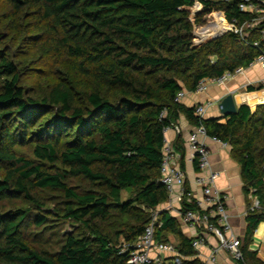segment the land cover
Segmentation results:
<instances>
[{
  "label": "trees",
  "instance_id": "16d2710c",
  "mask_svg": "<svg viewBox=\"0 0 264 264\" xmlns=\"http://www.w3.org/2000/svg\"><path fill=\"white\" fill-rule=\"evenodd\" d=\"M4 1L33 24L32 39L53 34L68 55L81 58L82 71L97 84L80 103L61 82L35 95L22 84L14 43L5 41L0 28V264H128L151 211L167 199L160 181L164 131L181 114L230 147L245 197L259 202L251 210L247 201L245 259L264 264L247 250L264 222V103L253 110L241 104L233 115L204 118L195 113L197 105L176 100L180 90L194 91L203 78L248 67L264 50V19L245 36L227 31L195 40L196 26L215 20L240 26L254 15L239 9L242 0H203L198 11L191 9L193 0ZM220 30L214 23L205 35ZM27 144L33 145V159L20 152ZM48 189L62 194L60 206L47 207L36 197L37 190ZM123 192L129 195L122 198ZM19 198L37 212L6 207ZM48 216L75 225L54 251L33 245L28 237V228H44ZM157 220L156 241L174 237L181 255L195 254L175 217L159 210Z\"/></svg>",
  "mask_w": 264,
  "mask_h": 264
},
{
  "label": "built area",
  "instance_id": "2783aa9c",
  "mask_svg": "<svg viewBox=\"0 0 264 264\" xmlns=\"http://www.w3.org/2000/svg\"><path fill=\"white\" fill-rule=\"evenodd\" d=\"M203 0H193L197 5L198 11L202 8ZM238 7L241 11L254 15L251 19L245 21L238 26L235 23H228L225 20H215L211 23H226L223 33L233 31L241 36L247 35L246 30L252 29L258 20L264 19V0H242ZM222 33V34H223ZM260 35L264 40V28L260 29ZM258 46V41H254ZM258 64L263 75L260 84L264 86V50L260 51L251 61L250 65ZM243 67H237L233 71H225L222 75L214 78L201 79L193 92H202L210 82L222 83L235 74L243 72ZM186 90H180L176 95V100L181 101ZM210 105H197L195 113L200 117L204 116L205 109ZM175 130H179L178 124L175 122L172 126ZM208 137L203 125L194 126L189 132L186 143L188 159L196 162V176L194 182L203 195L204 205L197 200L191 199V194L186 186L185 172L179 164L180 156L174 151L172 144L164 140L162 147V158L160 165V181L167 191V199L170 203L174 198L177 204L173 210L180 215V222L193 231L191 237V247L194 250L199 249L206 243L208 236L212 235L216 239V245L211 247L207 259L202 264H216L219 251L228 253L232 260V264H248L244 251L242 239L234 233L230 224V214L226 206V196L217 187L216 179L218 172L213 170L209 160V149L203 142ZM213 140H216L212 138ZM218 141V140H217ZM184 202L194 203V207H185ZM259 202L256 197H251L250 209L257 208ZM159 210L151 212L149 223L145 226L142 235L134 243V248L128 256V264H187L185 256L181 255L174 243L158 242L155 240V228L159 226L157 213ZM156 252L152 255V252Z\"/></svg>",
  "mask_w": 264,
  "mask_h": 264
},
{
  "label": "crops",
  "instance_id": "0c3cea01",
  "mask_svg": "<svg viewBox=\"0 0 264 264\" xmlns=\"http://www.w3.org/2000/svg\"><path fill=\"white\" fill-rule=\"evenodd\" d=\"M262 75L263 72L261 68L255 63L244 68L242 73L235 74L222 83H208L205 90L202 92L186 90L181 102L188 107L210 102V105L205 109L203 117H219L222 115L218 110V103L227 94H231L237 107L241 104H246L253 110L256 105L264 103V86L260 84ZM248 87H253V89L248 90ZM223 120L224 119H222V121ZM176 123L179 126V130H175L173 127L166 128L164 131V140L170 142L174 151L179 154V164L181 160V150L178 147H182L184 163L183 170L185 172L186 186L191 194L190 197L193 200L200 201L204 205L203 195L194 182L196 168L193 161L188 159L189 150L187 148L186 139L194 125L189 123L183 114L179 116ZM203 142L209 149L211 167L218 172L216 185L226 196V206L230 214V224L232 229L244 243L246 226L245 215L247 201L249 202L250 195L245 197V194L243 193L240 166L231 157L230 147L228 145L221 141L213 140L211 137H205ZM169 200L170 203L168 200L160 203L157 206V210H164L171 216L175 217L180 224L182 233L191 238L193 231L180 222L179 213L173 210V208L177 207L175 199L171 198ZM170 238L175 240L174 237ZM216 242L214 236H208L205 245L195 250L194 255L185 256V258L191 263L196 260L199 264H202L207 259L211 247L216 245ZM261 242H264V222H261L257 226L252 239L247 246V250L254 252V256L257 260L264 262V254L260 252ZM155 254L156 252L153 251L152 255ZM216 264H232V260L228 253L219 251Z\"/></svg>",
  "mask_w": 264,
  "mask_h": 264
},
{
  "label": "rangeland",
  "instance_id": "374dc122",
  "mask_svg": "<svg viewBox=\"0 0 264 264\" xmlns=\"http://www.w3.org/2000/svg\"><path fill=\"white\" fill-rule=\"evenodd\" d=\"M192 8L197 10V5L195 4ZM11 21L13 24H10ZM212 24L214 23L196 26L194 30L195 40H206L221 35L224 27H227L226 23H217L221 30L210 36L205 35ZM32 25L28 19L15 14L9 3L0 0V28L7 36L5 41L9 44L14 43V56L16 60L20 61V68L23 73L22 84L32 90L35 95H40L45 93L53 84L61 82L73 89L77 102L80 103L84 93L97 84L94 76H88L82 71L81 67L85 66V63L82 62L81 58L68 55L65 49L58 44L53 34L40 33L37 36L39 40L35 41L34 37L32 39L31 36L35 33L31 29ZM32 150V144L20 147L21 153L33 159ZM69 182L80 185V188L88 187L85 182L78 179H70ZM35 195L47 207H50L51 204L60 206L62 203V194L55 190H37ZM128 195V193L123 192L122 198ZM249 202L251 204L250 197ZM6 207L28 208L32 212H37V209L23 198L10 200L6 203ZM46 221L47 226L44 228L42 226L29 227L28 237L33 245L54 251L58 249L64 234L73 231L75 225L72 226L69 220L55 216H48ZM171 242L174 243L173 240ZM260 252L264 254V242L260 244Z\"/></svg>",
  "mask_w": 264,
  "mask_h": 264
},
{
  "label": "water",
  "instance_id": "95a60500",
  "mask_svg": "<svg viewBox=\"0 0 264 264\" xmlns=\"http://www.w3.org/2000/svg\"><path fill=\"white\" fill-rule=\"evenodd\" d=\"M218 110L220 114L224 116L233 115L237 112V106L235 105L233 96L231 94H227L221 99V101L218 103Z\"/></svg>",
  "mask_w": 264,
  "mask_h": 264
}]
</instances>
